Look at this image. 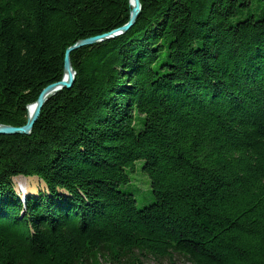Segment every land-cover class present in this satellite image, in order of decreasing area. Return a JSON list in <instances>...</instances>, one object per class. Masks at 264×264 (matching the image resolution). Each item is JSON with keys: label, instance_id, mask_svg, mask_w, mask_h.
Listing matches in <instances>:
<instances>
[{"label": "trees", "instance_id": "1", "mask_svg": "<svg viewBox=\"0 0 264 264\" xmlns=\"http://www.w3.org/2000/svg\"><path fill=\"white\" fill-rule=\"evenodd\" d=\"M141 5L125 35L71 52L76 81L31 135H0V264H264V0ZM130 12L129 0H0V124L25 125L67 48ZM128 78L150 92L134 120L116 105ZM139 162L151 202L138 209L126 178ZM15 177L46 185L23 217Z\"/></svg>", "mask_w": 264, "mask_h": 264}, {"label": "rangeland", "instance_id": "2", "mask_svg": "<svg viewBox=\"0 0 264 264\" xmlns=\"http://www.w3.org/2000/svg\"><path fill=\"white\" fill-rule=\"evenodd\" d=\"M140 2H141V0H140ZM132 2L129 0V6L131 7L132 5ZM131 9H132V7H131ZM141 11H142V8H141ZM141 11H140V13H139V16H140V14H141ZM131 14V13H130ZM130 14H129V20H130ZM158 13L155 11V10H153V12H152V16L150 17V19H149V22L151 23L153 20H154V18H156V16H158L157 15ZM138 16V17H139ZM138 19V18H137ZM129 20H128V22H129ZM137 21V20H136ZM178 22V20L176 19V18H174V19H169L167 22L169 23V24H178L177 22ZM128 22H126L124 25H126V24H128ZM161 23H159V24H162L163 23V21L161 20L160 21ZM136 24V22L129 28V29H127L125 32H120V33H116V34H113L112 36H111V38H106L105 40L104 39H102V40H100L99 42L98 41H96V42H93L92 43V41H90V39L91 38H93V37H96V36H105L106 34H109L110 32H108V33H100V34H97L96 36H92V37H89V38H85V39H82V40H87V39H89V41H90V44H87V45H84V46H82V47H92V46H94L95 44H98V43H101V42H103V41H107V40H110V39H114V38H117V37H120V36H123V35H125L130 29H132L133 27H134V25ZM123 25V26H124ZM123 26H121V27H123ZM120 27V28H121ZM166 27H168L167 25H166ZM79 42V41H78ZM77 42V43H78ZM76 43V44H77ZM69 48H71V47H69ZM69 48H67V50L69 49ZM81 48V47H80ZM77 49H79V48H77ZM67 50H66V52H67ZM76 50V49H75ZM74 50V51H75ZM66 52H65V55H64V65H63V69H62V71H63V73H62V76H61V79L60 80H53V81H51V82H49V83H47L46 85H45V87L44 88H42V90L40 91V93L37 95V97L35 98V100H30V103H28V105H27V117H28V119H29V116H31V114H32V112H33V109H32V112H30V106L31 107H34L35 106V104H37V102H38V100H39V98H40V96H41V94H42V92L47 88H49L50 86H53V88L50 90V91H52L51 92V94L48 96V99L45 101V104L51 99V98H53L54 96H56L57 94H59L60 92H62L63 90H66V89H70V88H72L73 87V85H74V83H75V81H76V71L74 70V67H73V65H72V58H71V53H70V60H71V67L73 68V70L75 71L74 73H75V75H74V81H73V83H72V85L69 87V86H65L64 85V81H67L68 80V77H69V75H68V70H66V65H65V57H66ZM142 78L141 77H139V78H137V81H140ZM145 81H143V82H145V83H147V85L149 86H151V90L153 91L155 88L152 86V85H155L156 86V82H158L157 80H154V79H151L150 77H145ZM206 84H204L203 86H205V85H207L208 86V88H209V86H211V82H209V81H206L205 82ZM164 85V84H163ZM158 86V85H157ZM121 88H122V91H121V94L119 93V96L120 97H117L116 98V105L117 106H124V107H129V105H133V106H131V112L128 114V115H131L132 117H131V119H133L134 120V118H135V116H139L140 118H142V117H144V115L143 114H141L140 112H139V106L141 105V104H143V100H146L147 98H148V96H150V92L148 91V89L146 90V94H147V97H139L138 95H136L135 93V91L133 90V89H131L132 88V83H131V80L128 78L127 79V81L124 83V86H121ZM130 88V89H129ZM141 91H142V88L140 89ZM142 96V95H141ZM138 97V98H137ZM70 99H71V97H70ZM149 99H151V97L149 98ZM217 101L216 100H213V101H211V103H213V104H215ZM44 104V105H45ZM44 105H43V107H44ZM116 106H114V108H115ZM119 107V109L122 111V109ZM43 109V108H42ZM41 109V110H42ZM145 113V112H144ZM40 117V116H39ZM39 117H38V119H39ZM28 119H27V122H28ZM38 119H37V121H38ZM37 121L35 122V124L37 123ZM27 122H26V124H27ZM138 123H140V122H138ZM25 124V125H26ZM35 124H34V126H35ZM2 125H4V124H2ZM6 125V124H5ZM11 126V125H10ZM24 125H22V126H17V128H21V127H23ZM34 126H33V128H34ZM31 133H32V130L30 131V133H23V134H25V135H31ZM17 134H22V133H17ZM0 135H7V134H0ZM8 135H11V134H8ZM12 135H16V134H12ZM136 165V168H135V172L134 173H136L137 174V170H139L138 168H140V173L142 174V175H136V174H132V173H127V180L126 181H128L127 183L129 184L128 186H130L132 189H128V190H131V194L134 196L135 195V204H136V207H138V209H139V207H144V206H146L147 204H149L150 202H151V195H150V192H151V186H150V182H149V178L147 177V175H145L142 171H141V164H142V162H139V163H135ZM127 170V169H126ZM127 172V171H126ZM144 175V176H143ZM11 182H12V184H13V182H15V187H14V185H13V188H12V191H13V193H14V191H15V194L17 195V194H19L20 196H19V200L22 202V205H23V209H22V206H21V208H20V210L22 211L21 212V216L23 217V215H24V210H26V202H27V200H28V197L29 196H32L33 194V196H37V194L39 193V191H44L45 190V182L41 179V178H37V177H34V178H25V177H15L14 179H11ZM23 184H25V185H23ZM134 185H136L135 187H134ZM26 186H28V187H26ZM122 188V187H125V190L127 191V188H126V185H123V183L122 182H120L119 183V188ZM135 192V193H134ZM143 263L144 264H167L166 262H163V263H159V262H157V261H155V260H150V259H143Z\"/></svg>", "mask_w": 264, "mask_h": 264}, {"label": "water", "instance_id": "3", "mask_svg": "<svg viewBox=\"0 0 264 264\" xmlns=\"http://www.w3.org/2000/svg\"><path fill=\"white\" fill-rule=\"evenodd\" d=\"M132 2V9H131V14H130V20L128 22V24L124 25L123 27L121 28H117L113 31H111L109 34H106L105 36H96V37H93V38H89L90 41L93 42H96V41H100L102 39H106V38H111V36L113 34H116V33H120V32H125L127 29H129L137 20L138 16H139V13L141 11V8H142V5H141V2L140 0H130ZM89 39L87 40H80L77 44L73 45L71 48H69L66 52V57H65V65H66V70L68 71H71V76L68 77V80L67 81H64V85L65 86H71L73 81H74V75H75V71L73 70V68L71 67V60H70V53L72 51H74L75 49L77 48H80L84 45H87V44H90V41ZM68 73V72H67ZM53 88V86H50L48 89L46 88L37 104H35L34 107H32L33 109V112L31 114V116H29V119H28V122L26 125H24L23 127L21 128H17V127H14V126H10V125H2L0 124V134H17V133H30V131L32 130L35 122L37 121L39 115H40V111L43 107V105L45 104V101L48 99V96L51 94L52 91H50L51 89ZM50 97V96H49Z\"/></svg>", "mask_w": 264, "mask_h": 264}, {"label": "bare ground", "instance_id": "4", "mask_svg": "<svg viewBox=\"0 0 264 264\" xmlns=\"http://www.w3.org/2000/svg\"><path fill=\"white\" fill-rule=\"evenodd\" d=\"M119 28H120V27H119ZM119 28H118V29H119ZM68 75L71 76V71H68ZM42 108H43V107H42ZM29 109H30V112H32V107H31V106H30ZM41 111H42V110H41ZM41 111H40V114H41ZM39 116H40V115H39ZM4 125H5V124H4ZM14 127H16V126H14ZM32 130H33V128H32ZM23 185H25V184H23ZM26 187H28V186H26ZM13 198H14V195H13Z\"/></svg>", "mask_w": 264, "mask_h": 264}]
</instances>
